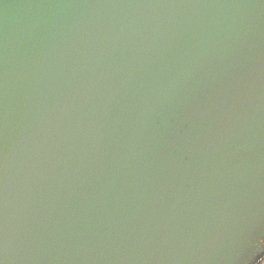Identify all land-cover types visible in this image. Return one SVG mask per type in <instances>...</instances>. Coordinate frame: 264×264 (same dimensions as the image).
Instances as JSON below:
<instances>
[{"label": "water", "instance_id": "1", "mask_svg": "<svg viewBox=\"0 0 264 264\" xmlns=\"http://www.w3.org/2000/svg\"><path fill=\"white\" fill-rule=\"evenodd\" d=\"M264 0H0V264H257Z\"/></svg>", "mask_w": 264, "mask_h": 264}, {"label": "trees", "instance_id": "2", "mask_svg": "<svg viewBox=\"0 0 264 264\" xmlns=\"http://www.w3.org/2000/svg\"><path fill=\"white\" fill-rule=\"evenodd\" d=\"M257 264H264V257Z\"/></svg>", "mask_w": 264, "mask_h": 264}]
</instances>
